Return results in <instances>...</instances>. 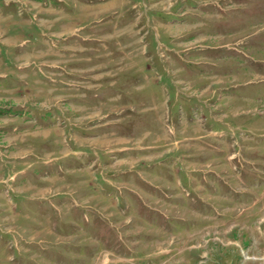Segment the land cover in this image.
Returning a JSON list of instances; mask_svg holds the SVG:
<instances>
[{
    "label": "rangeland",
    "instance_id": "obj_1",
    "mask_svg": "<svg viewBox=\"0 0 264 264\" xmlns=\"http://www.w3.org/2000/svg\"><path fill=\"white\" fill-rule=\"evenodd\" d=\"M0 264H264V0H0Z\"/></svg>",
    "mask_w": 264,
    "mask_h": 264
}]
</instances>
